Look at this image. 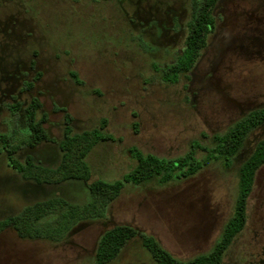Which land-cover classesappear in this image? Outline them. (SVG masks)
Returning a JSON list of instances; mask_svg holds the SVG:
<instances>
[{"label":"rangeland","instance_id":"rangeland-1","mask_svg":"<svg viewBox=\"0 0 264 264\" xmlns=\"http://www.w3.org/2000/svg\"><path fill=\"white\" fill-rule=\"evenodd\" d=\"M234 3L243 13L244 28L255 37L248 40L243 52L228 57L231 64L225 83L244 111L228 107L215 94L203 96L190 81L193 49L186 43L180 51L182 40L177 52L171 53L178 39L168 42L166 32L160 39L145 24L150 19L145 11L152 6L159 10L152 12L167 29L171 28L167 11L175 12L185 24L189 0H141L139 4L137 0H0V41L9 44L4 55L28 62L39 52L46 77L48 74L65 95L60 103L73 117L71 135L101 129L112 138L88 154L91 178L87 184L70 182L33 189L20 174L15 177L20 170L9 169L7 165H13L0 156V210L6 206L14 210L0 211V221L22 212L16 211L19 208L52 197L77 205L87 203L91 199L87 185L99 180L114 184L132 172L137 164L131 157L135 148L164 160L181 159L197 150L200 162L207 163L195 177L181 183L126 185L107 206L103 218L80 222L60 243L22 239L12 229L0 232V264H98L97 239L104 230L119 225L153 236L183 261L212 250L233 214L242 164L237 162L229 169V162L213 161L215 142L239 123H248L258 111L264 112V40L260 38L264 34V0ZM138 7L140 17L134 15ZM167 66L185 69V76L170 84L174 77L164 73ZM72 73L82 83L75 82ZM39 117H43L41 113ZM62 122L61 115L50 118L56 126L46 128H51L53 138L63 139ZM26 127L19 119L12 122L17 130ZM263 141L264 125L250 132L241 160ZM46 149L54 161L44 165L56 168L62 158L59 146L50 144L37 156L43 157ZM25 191L27 197H22ZM35 191L37 197L30 194ZM247 214V226L222 264H264V166L257 173ZM109 264L155 262L138 236Z\"/></svg>","mask_w":264,"mask_h":264},{"label":"trees","instance_id":"trees-1","mask_svg":"<svg viewBox=\"0 0 264 264\" xmlns=\"http://www.w3.org/2000/svg\"><path fill=\"white\" fill-rule=\"evenodd\" d=\"M206 18L207 14L199 12L190 28L187 48L194 51L189 60L190 67L198 57L200 48L205 44L202 33L206 28L203 22ZM164 73L173 76L174 79L169 83L175 84L181 76H185V69L177 68V66L171 69L167 67ZM72 77L78 83L80 82L76 74H72ZM262 125H264V112L258 111L255 116L248 119V123L241 122L226 134L220 135L219 140L215 142L216 147L212 148L214 150L213 161L229 162V169L237 162H242V164L238 171V193L233 214L209 253L183 261L166 251L153 236L139 233L130 226H119L102 237L97 251L98 264H109L117 259L126 245L138 236L142 238L145 249L155 264H222L236 237L247 226L249 200L254 190L257 173L264 166V141L245 160L242 161L241 156L250 132ZM105 127L106 121L101 125L102 129ZM31 129L40 139L46 138L41 123L34 124ZM110 139L112 138L104 134L101 129L67 137L63 144L64 156L60 167L56 171L39 169L38 180L53 183L75 180L88 183L91 171L86 158L97 144ZM133 151L131 157L136 160L137 164L132 172L123 181L114 184H107L100 180L89 184L91 199L86 205H70L65 201L55 199L36 205L34 207L36 211H23L21 215L6 223L13 224L22 239L58 242L80 222L103 218L107 206L121 194L126 185L140 186L153 181L160 185L177 184L195 177L207 166L206 162L202 163L197 158V150L177 160L147 156L137 148ZM64 208L69 211H48ZM6 223H0V232Z\"/></svg>","mask_w":264,"mask_h":264},{"label":"flooded vegetation","instance_id":"flooded-vegetation-1","mask_svg":"<svg viewBox=\"0 0 264 264\" xmlns=\"http://www.w3.org/2000/svg\"><path fill=\"white\" fill-rule=\"evenodd\" d=\"M140 2L141 0H137L138 4ZM189 3L190 6L184 9V13H187L186 19L188 20L185 24L180 20V17H178L175 12L167 11L165 16H167L171 22V28L167 29L162 26L164 21L159 20L153 14V10H155V12L159 11L156 10L154 6L145 11V14L147 13L150 16V19L145 21V24L149 26L150 30H154L155 34L160 39L165 36V34H163L164 32L169 33L168 42H173L174 39H178L179 43L173 45L174 48H171L173 50L171 53H174L177 52L182 40L184 47H181L179 50L182 51L185 49L190 34V28L192 23L195 22L196 15L199 12L207 14L206 19H209V22L206 23V28L202 33V36L205 39V44L200 48L198 57L192 65L190 78L191 85L192 83H196L203 96L215 94L218 98H220V100L228 105V107L244 111L237 98L230 93L229 85H226L225 83L227 70L231 64V60H229L228 57L233 53L243 52L247 43L252 38H255L251 37L249 34L250 32L248 33L247 29L244 28L245 24L243 22L242 11L234 3V0H213L210 4L209 0H194V2L193 0H189ZM134 15L140 17V7L135 10ZM132 23H134V20ZM142 27H144V25H142ZM185 31H187V37L183 38ZM149 32L153 34V31ZM25 37L29 38L27 36ZM260 38L264 40V34H262V37ZM6 42L7 41L5 40L0 41V148H2L0 149V156L6 157L8 164L10 163L13 165V168L7 165L9 169L14 172L16 170H20L19 172H15L14 176L17 177V175L20 174L24 181L26 180L31 183L33 189L38 188L40 185H64L70 182H81L67 180L60 183H53L38 180L40 173L39 169L56 171L60 167L64 156L63 144L67 137L75 136L71 135L70 127L73 122V117L68 114V107L63 106L60 103L65 99L64 93L57 88L56 83L48 76V74L46 77V72L42 69L38 60L39 52L33 53L28 62H24L20 59L17 60V57L16 59H12L10 54L4 55V48L6 49V47L9 46ZM79 81L82 83L81 80ZM75 82L77 81L75 80ZM191 85H189V90L191 89ZM54 90L56 91L55 94L53 93ZM192 101H195V99ZM40 113L43 116L42 118L39 117ZM56 115H61V117H63V122L61 123L62 127L60 128V130H62V133L60 134L63 138L62 140H59V138H53L50 132L51 128H46L47 125H51L52 127L56 126L50 123V118ZM16 119L21 120L22 123L27 125L25 130L12 128V122L14 120L16 121ZM39 123H41V126L46 134V138L44 139H40L31 129L34 124ZM84 133L85 132L81 134ZM19 135H23V137L18 141V143H12ZM50 144L58 145L60 152L62 153L61 162L56 168H49V166L44 165L54 161L51 157V152L47 149V151L44 152L43 157L37 156L39 150L49 146ZM16 157L19 158V160ZM14 165L18 166L17 169ZM8 180L10 179L8 178ZM26 193L27 192L25 191L22 197H24ZM30 194L35 197L38 192H30ZM89 195L91 197L90 191ZM55 199L65 201L70 205H77L71 203L63 197L57 196L34 203L21 209L19 208L16 211H36L34 209L36 205ZM16 201L17 200H14L10 203L13 204ZM87 203L83 205H86ZM0 211L14 210L12 207L6 206ZM48 211H69V209H53ZM22 212L16 215L8 216L1 220L0 223H6L10 219L21 215ZM119 226L104 230L100 238L97 239L95 243V245L97 244V251L102 237L108 231ZM132 228L136 229L134 227ZM8 229L16 231L13 224L6 223L2 227L1 232ZM71 230L63 237V239L54 243L65 241L67 236H69V233H71ZM137 231L139 233H144L139 230Z\"/></svg>","mask_w":264,"mask_h":264}]
</instances>
